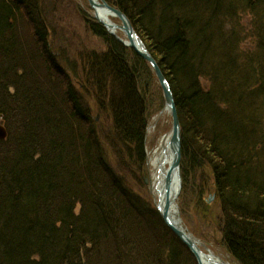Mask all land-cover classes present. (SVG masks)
I'll return each mask as SVG.
<instances>
[{
  "label": "trees",
  "instance_id": "trees-1",
  "mask_svg": "<svg viewBox=\"0 0 264 264\" xmlns=\"http://www.w3.org/2000/svg\"><path fill=\"white\" fill-rule=\"evenodd\" d=\"M107 2L172 91L182 198H201L210 176L218 245L232 264H264V0ZM81 16L105 50L81 54L73 78L39 0H0V264H198L137 189L146 130L164 106L154 70ZM90 102L111 120L107 137Z\"/></svg>",
  "mask_w": 264,
  "mask_h": 264
},
{
  "label": "rangeland",
  "instance_id": "rangeland-1",
  "mask_svg": "<svg viewBox=\"0 0 264 264\" xmlns=\"http://www.w3.org/2000/svg\"><path fill=\"white\" fill-rule=\"evenodd\" d=\"M170 1L171 0H169V2ZM193 7L194 6H192V8ZM39 10H41L43 15L45 29L48 31L49 36L47 42L51 44L52 53L56 54V58L59 59V62L67 69L73 78L75 77V73L72 72L71 66L74 65L73 62H77L79 66H76V73L79 74L81 65L79 59L81 54H85L87 51L91 50H105L103 41L88 30L86 20L81 16L83 14V16L86 15L88 18L92 19L93 11L89 8L87 0H39ZM193 13L192 15H194ZM242 21L247 23L245 18ZM250 26L246 29L248 33L251 30ZM246 42H249V40ZM13 91L14 90L11 89L10 93H13ZM90 105L91 113L95 119L97 129L100 130L101 137H107L105 130L111 127L109 116L101 112L94 102H90ZM167 126L170 128V117L168 112L164 111L162 113H157L151 119L150 127L146 134V153L149 159L153 151L160 147L168 136L169 128L166 129ZM107 149L108 151L110 150L109 147H107ZM112 167L118 169L117 162L114 160ZM150 173L149 170V174ZM148 184L143 188L137 189H139L142 197L149 199L154 205V200L152 199ZM204 186V190L206 191L201 194V198L193 193L189 199L187 198V200H184V198H182V192L180 193L178 196L179 199L176 202L179 217L182 220L183 226L188 229L197 240L206 244L217 255L227 260L228 255L226 251L218 245L217 239L220 232L218 224L221 219L218 202L216 198H212L210 203L204 204L205 199L209 197L208 191H211L210 188L213 187L212 178L208 175H205Z\"/></svg>",
  "mask_w": 264,
  "mask_h": 264
},
{
  "label": "water",
  "instance_id": "water-1",
  "mask_svg": "<svg viewBox=\"0 0 264 264\" xmlns=\"http://www.w3.org/2000/svg\"><path fill=\"white\" fill-rule=\"evenodd\" d=\"M89 6L92 9H95V7H100L105 10H108L109 13L119 20V23H112L111 25H108L107 27L97 18L94 16V19H97L98 22H100L106 30L111 29H119L123 35L125 36L126 42H124L119 37L115 36L116 39H119L125 46L131 47L134 49V51L141 56L143 59H145L154 70L157 80H159L161 89L163 91L164 95V102H165V109L170 113L171 115V123L172 128L169 132V138L167 141L168 150L170 154L172 155V159L168 164L167 170L165 171L164 177V184L163 188L165 189V203L162 207L156 206V209L159 211L162 219L165 221L168 228H170L175 235L178 237L179 240H182L183 243L188 247V249L193 252L196 261L198 264H202L201 256H202V250L199 247V240H197L190 232H187L183 226L180 224L179 221H174L170 219L169 213H168V206L171 202H174L177 199V196L180 192V185H181V176H180V122L178 121V114L175 109V102L173 101V95L170 91L169 85L167 80L165 79L163 72L161 69H159L155 59L152 58V56L149 54L147 49L145 48L142 40L138 38L136 32L132 28L129 19L119 10L112 6H110L105 0H88ZM109 27V28H108ZM111 33L110 31H108ZM112 34V33H111ZM2 117L0 116V141H4L7 137V130L2 124ZM176 178L177 180V191L170 197V191H171V185L172 182ZM148 182V179H145V183ZM178 219V218H177ZM201 247L205 250H208V247L205 244H202Z\"/></svg>",
  "mask_w": 264,
  "mask_h": 264
},
{
  "label": "bare ground",
  "instance_id": "bare-ground-1",
  "mask_svg": "<svg viewBox=\"0 0 264 264\" xmlns=\"http://www.w3.org/2000/svg\"><path fill=\"white\" fill-rule=\"evenodd\" d=\"M94 16L99 18V20L106 27L114 23L109 11L103 8L95 7ZM108 31H110L114 35H117V37H119L120 39H123L124 42L126 41L125 36L122 33L119 34L118 29L109 28ZM171 159H172V155L170 154L168 150L166 139L161 144L160 147L156 148L153 151L151 158L149 159V167H150V172H151L150 173L151 180H150L149 188H150L151 196H152V199L154 200L155 205L159 207H162L166 200L165 189L163 188V184H164L163 175L165 174V171L167 170V167H168L167 165L169 164ZM177 188H178L177 180L176 178H174L172 185H171V191L169 194L170 197H172L175 191H177ZM168 213H169L170 219L174 221H179V219H177L178 218L177 216L178 208H177L175 201L169 204ZM198 245L199 247H201L200 243ZM201 250L203 251L201 260H200L202 261V264H231L228 260L223 259L220 255H217L210 248H208V250L201 248Z\"/></svg>",
  "mask_w": 264,
  "mask_h": 264
}]
</instances>
